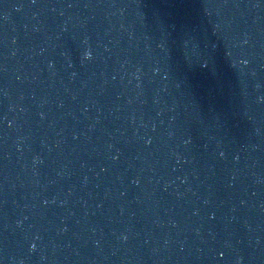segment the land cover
Returning <instances> with one entry per match:
<instances>
[{"label": "water", "instance_id": "obj_1", "mask_svg": "<svg viewBox=\"0 0 264 264\" xmlns=\"http://www.w3.org/2000/svg\"><path fill=\"white\" fill-rule=\"evenodd\" d=\"M0 264H264V0H0Z\"/></svg>", "mask_w": 264, "mask_h": 264}]
</instances>
